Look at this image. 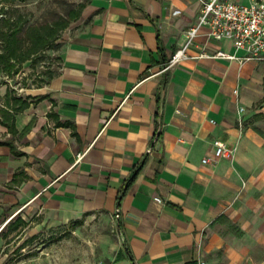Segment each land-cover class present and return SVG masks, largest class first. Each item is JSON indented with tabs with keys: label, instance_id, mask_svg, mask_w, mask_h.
<instances>
[{
	"label": "crops",
	"instance_id": "crops-1",
	"mask_svg": "<svg viewBox=\"0 0 264 264\" xmlns=\"http://www.w3.org/2000/svg\"><path fill=\"white\" fill-rule=\"evenodd\" d=\"M200 7L87 0L47 83L1 80L0 109L9 89L30 103L15 132L0 117V202L38 228L112 219L120 243L103 264H264V58L196 57L245 54L201 28L165 69ZM215 140L233 153L204 162Z\"/></svg>",
	"mask_w": 264,
	"mask_h": 264
},
{
	"label": "rangeland",
	"instance_id": "rangeland-1",
	"mask_svg": "<svg viewBox=\"0 0 264 264\" xmlns=\"http://www.w3.org/2000/svg\"><path fill=\"white\" fill-rule=\"evenodd\" d=\"M81 1L0 0V8L4 7L0 18L20 12L28 20L26 25L53 22L61 15H66L71 8L77 7ZM46 54L48 57L35 67L31 61H25L12 76L3 73L0 68V81L11 79L19 91L20 85L33 84L38 71L44 69L45 65L57 63L53 50L47 49ZM17 80L20 84H16ZM17 209L0 202V264H103L120 243L116 223L99 213L85 215L78 220L46 223L38 228L40 217L15 216ZM18 217L25 222L17 220ZM10 219L12 221L7 224Z\"/></svg>",
	"mask_w": 264,
	"mask_h": 264
},
{
	"label": "trees",
	"instance_id": "trees-1",
	"mask_svg": "<svg viewBox=\"0 0 264 264\" xmlns=\"http://www.w3.org/2000/svg\"><path fill=\"white\" fill-rule=\"evenodd\" d=\"M86 2L87 0L79 2L77 7L71 8L66 15H61L53 22L26 25L28 20L23 13L15 12V14L3 15L0 18V68L2 72L12 76L20 70L25 61H31V65L35 67L48 57L46 50L58 47V38L69 24L80 16ZM16 10L18 11V9ZM0 13H4L3 6L0 8ZM55 74L56 71L52 69L51 65H45V68L36 74L33 85L47 83ZM29 103L30 101L26 98L17 95L14 89H9L6 92L5 104L8 108L0 109V117L9 131H16L15 114L29 106ZM14 151L19 153L17 150ZM141 164L136 166L128 183L135 178ZM16 175L18 173H15L14 181L19 182ZM18 219L23 221L20 217Z\"/></svg>",
	"mask_w": 264,
	"mask_h": 264
},
{
	"label": "built area",
	"instance_id": "built-area-1",
	"mask_svg": "<svg viewBox=\"0 0 264 264\" xmlns=\"http://www.w3.org/2000/svg\"><path fill=\"white\" fill-rule=\"evenodd\" d=\"M200 1L201 7L197 24L187 31L185 45L173 53L165 63V69L191 56L188 48L201 28H206L208 35L214 39L231 40L236 50H244L245 54L238 56L235 53L231 54L218 49L214 53L203 50L196 57L239 58L241 61L264 58V0L248 2L239 0ZM0 106H3L1 101ZM214 144L213 155L205 157L204 162L216 161L220 157L232 155L233 149L227 147L224 141L215 140Z\"/></svg>",
	"mask_w": 264,
	"mask_h": 264
}]
</instances>
